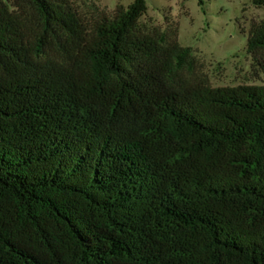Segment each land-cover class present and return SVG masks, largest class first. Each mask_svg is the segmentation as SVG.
Here are the masks:
<instances>
[{
  "label": "trees",
  "instance_id": "trees-1",
  "mask_svg": "<svg viewBox=\"0 0 264 264\" xmlns=\"http://www.w3.org/2000/svg\"><path fill=\"white\" fill-rule=\"evenodd\" d=\"M26 1L0 0V264H264V86L212 87L147 0L92 30Z\"/></svg>",
  "mask_w": 264,
  "mask_h": 264
},
{
  "label": "rangeland",
  "instance_id": "rangeland-1",
  "mask_svg": "<svg viewBox=\"0 0 264 264\" xmlns=\"http://www.w3.org/2000/svg\"><path fill=\"white\" fill-rule=\"evenodd\" d=\"M34 17L26 0H4ZM87 30L135 0H66ZM147 0L148 11L139 20L142 31L178 28V41L190 47L201 63V73L212 87L264 86V69L247 52V38L254 22L264 21V9L252 0ZM23 11V10H20ZM188 76V75H187Z\"/></svg>",
  "mask_w": 264,
  "mask_h": 264
}]
</instances>
